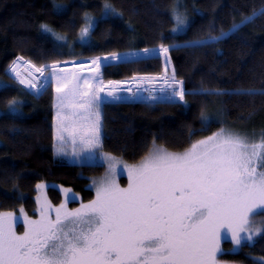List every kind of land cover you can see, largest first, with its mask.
Instances as JSON below:
<instances>
[{"label":"snow or ice","instance_id":"obj_1","mask_svg":"<svg viewBox=\"0 0 264 264\" xmlns=\"http://www.w3.org/2000/svg\"><path fill=\"white\" fill-rule=\"evenodd\" d=\"M103 8L102 18L122 15L113 0H105ZM170 14L174 35L190 27L178 3ZM262 16L264 7L227 31L213 35V29L183 45H167L161 36L159 47L144 48L142 55L111 52L79 64L73 60L39 66L18 56L9 69L18 84L35 90L37 97L54 87V154L106 170L91 181L94 199L79 207L68 206L77 199L72 189H62L64 200L54 206L44 194L46 185L37 184L36 218L23 207L19 215L0 211V264H222L224 255L236 254L246 243L254 246L256 237L264 239V132L257 136L221 126L193 140L197 133L189 130L191 142L181 151H170L154 136L139 163L129 164L104 151L102 111L109 102L187 106V96L264 95V90L254 88L188 92L175 67L169 71L174 48L213 47ZM94 27L95 21L86 15L81 42L91 38ZM41 28L52 31L47 25ZM56 39L67 44L63 36ZM157 56L164 58V74L159 77L104 79L102 69L113 61ZM156 83L159 87L144 88L148 96H143L142 86ZM124 91L131 96L119 95ZM8 108L19 114L21 102L13 99ZM200 120L207 131L213 122L207 106L201 109ZM120 169L127 174L126 187L117 182ZM21 222L22 233L17 231ZM226 240L234 245L229 253L221 247ZM253 264H264V254Z\"/></svg>","mask_w":264,"mask_h":264},{"label":"trees","instance_id":"obj_2","mask_svg":"<svg viewBox=\"0 0 264 264\" xmlns=\"http://www.w3.org/2000/svg\"><path fill=\"white\" fill-rule=\"evenodd\" d=\"M177 0H113L122 15L102 18L105 0H0V108L16 99L19 114L0 115V211L36 215V185L41 182L72 189L82 202L94 199L90 188L103 167L81 166L59 161L53 150L54 87L40 96L18 84L8 73L18 56L35 64L106 56L111 52L141 53L158 48L161 36L167 45L187 44L206 36L218 35L253 10L260 11L264 0H183L190 27L173 34L170 10ZM95 21L91 38L81 42L80 30L85 16ZM41 25L52 31L45 32ZM55 33V35H53ZM63 36L67 44L57 40ZM171 65L183 79L188 92L202 88L236 92L254 88L264 90V16L240 32L205 48H174ZM161 56L135 62H111L102 69L104 79L123 81L136 76L157 77L163 73ZM188 104L157 102H109L102 106L104 151L137 163L145 155L154 136L170 151H181L193 140L210 135L224 124L246 125L264 132V95H196L186 97ZM207 106L213 122L203 131L200 111ZM221 116L218 119L214 116ZM52 204L62 202L60 191L48 189ZM79 203H72L77 206ZM230 243L224 245L229 249ZM264 254V239L256 237L254 246L245 244L237 254H226L225 261L253 264Z\"/></svg>","mask_w":264,"mask_h":264},{"label":"rangeland","instance_id":"obj_3","mask_svg":"<svg viewBox=\"0 0 264 264\" xmlns=\"http://www.w3.org/2000/svg\"><path fill=\"white\" fill-rule=\"evenodd\" d=\"M176 3H178V5H179V7H180V11H182V12H185L186 13V10H185V7L183 6V4H184V1L183 0H177L176 1ZM187 15V14H186ZM92 21H93V19H91ZM188 21H189V18H188ZM179 34H181V33H178V35ZM141 55H142V52H141ZM100 57H104V56H100ZM92 58H89V59H84V60H81V61H89V60H91ZM162 59H163V61H164V58L162 57ZM81 61H79V62H77V64H79ZM164 63V62H163ZM69 66H71L70 64H69ZM10 69V68H9ZM163 70H164V68H163ZM9 71V75L11 76V77H13L14 78V80H15V77H14V74H12L11 72H10V70H8ZM88 73H85V75H87ZM164 74V71H163V73L161 74V75H163ZM161 75H158L157 77H159V76H161ZM138 79H140V78H144L143 76H136ZM6 86V83L3 81V80H1L0 79V89H2V88H4ZM150 87V88H153V87H156V88H158L159 87V84L158 83H156L155 85H152V84H145L144 86H142V87ZM54 112H55V110H54ZM4 113H11L10 111H9V108L7 107L6 109H2V108H0V115H2V114H4ZM214 116L215 117H217L218 119H222V117L221 116H216V114L214 113ZM223 126H225V127H231V128H233L234 130H236V131H240V132H246V133H249V134H251V133H255L257 136H259L263 131H261V130H258V129H256V128H254L253 126H250V125H246V126H243V127H235V126H232V125H229V124H224ZM2 144V142H1V140H0V145ZM55 158L57 159V160H59V161H63V162H67V163H71V164H79V163H74L73 162V160H72V158H71V156H67V157H65V156H58V155H56L55 156ZM126 162V161H125ZM128 163V162H127ZM137 163H139V162H137ZM129 164H134V163H129ZM105 170H106V168L105 167H103V171H102V173H100L98 176H96L95 178H99V177H101L103 174H104V172H105ZM119 171V173L120 174H118L117 175V182L122 186V187H126L127 186V183H128V179H127V174L125 173V172H123L122 171V169H120V170H118ZM95 178H93V179H95ZM92 179V180H93ZM39 184H44V185H46V188H45V190H44V194L47 196V198L50 200V197H49V194H48V189L50 188V187H55V188H57L59 191H60V193H61V196H62V202H63V200H64V196H63V192H62V189H65L66 187H61V186H57V185H54V184H51V183H46V182H41V183H39ZM90 188L93 190V192H94V197H95V191H94V189L92 188V186L90 185ZM37 195H38V190H37ZM51 201V200H50ZM75 202H77V203H79V205H77V206H71V204L72 203H75ZM82 201H81V198H80V195L79 194H77V199L74 201V202H71L68 206L70 207V208H76V207H79L80 206V203H81ZM52 203V202H51ZM83 203H87V202H83ZM54 205V204H53ZM54 206H58V205H54ZM18 215H19V212L17 213ZM30 217H32V218H36V215L35 216H30ZM17 231L18 232H20V233H22V231H23V224H22V222L21 223H18L17 224ZM226 243H230L231 244V246L229 247V249H227V248H225L224 247V245L226 244ZM247 244V243H246ZM221 247H222V249L224 250V252L225 253H229V250L230 249H233V247H234V245L231 243V241L230 240H226V241H222V243H221ZM241 249H239L237 252H236V254L240 251ZM221 260H222V264H239V263H231V262H228V261H225V260H223V258L221 257Z\"/></svg>","mask_w":264,"mask_h":264},{"label":"bare ground","instance_id":"obj_4","mask_svg":"<svg viewBox=\"0 0 264 264\" xmlns=\"http://www.w3.org/2000/svg\"><path fill=\"white\" fill-rule=\"evenodd\" d=\"M8 73H9V71H8ZM144 88H149V89H151V88L150 87H146V86L141 88V92H142L143 96L147 97L148 96V92L144 91ZM32 93H35V90L32 91ZM158 94L159 93H157V95ZM119 95H122L124 97H130L131 96V94L129 92H127V91L121 92V93H119ZM136 102H140V101H136Z\"/></svg>","mask_w":264,"mask_h":264},{"label":"water","instance_id":"obj_5","mask_svg":"<svg viewBox=\"0 0 264 264\" xmlns=\"http://www.w3.org/2000/svg\"><path fill=\"white\" fill-rule=\"evenodd\" d=\"M130 79H131V78H124L123 81H127V80H130ZM125 87H127V85H126Z\"/></svg>","mask_w":264,"mask_h":264},{"label":"built area","instance_id":"obj_6","mask_svg":"<svg viewBox=\"0 0 264 264\" xmlns=\"http://www.w3.org/2000/svg\"><path fill=\"white\" fill-rule=\"evenodd\" d=\"M162 57V56H161ZM32 91H34V90H32ZM159 95V94H158Z\"/></svg>","mask_w":264,"mask_h":264},{"label":"crops","instance_id":"obj_7","mask_svg":"<svg viewBox=\"0 0 264 264\" xmlns=\"http://www.w3.org/2000/svg\"><path fill=\"white\" fill-rule=\"evenodd\" d=\"M56 156V155H55Z\"/></svg>","mask_w":264,"mask_h":264}]
</instances>
